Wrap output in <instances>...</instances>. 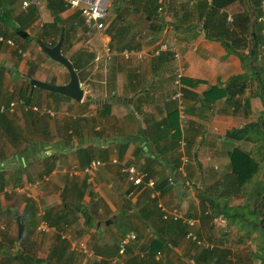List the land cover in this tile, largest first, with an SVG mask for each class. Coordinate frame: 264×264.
<instances>
[{"label":"crops","instance_id":"obj_1","mask_svg":"<svg viewBox=\"0 0 264 264\" xmlns=\"http://www.w3.org/2000/svg\"><path fill=\"white\" fill-rule=\"evenodd\" d=\"M23 1L0 0V31L5 29L13 36V30L6 29L3 22L16 29L26 23L19 18V14L29 8L22 7ZM199 1L162 0L160 11L165 25L156 36L142 37L136 32L135 22L129 20L132 14L128 8L124 11L127 13L125 23L132 25L127 36L136 34L135 40L140 44L137 49L129 50L148 53L141 61L121 54L128 48L112 50L115 54L110 60L106 59L104 45L109 46L111 41L106 32L108 23L100 32H89L84 23L80 26L77 10L68 7L59 14L71 33L61 52L76 68L84 98L80 103L73 100L63 103L60 110L71 112L64 111L56 115V119L47 116L52 121L42 119L41 128L33 122L41 130L35 136V140L43 144H38L40 154H57L58 160L52 172L41 179L38 175L42 167L38 164L24 170L20 185H14L9 178L8 187L0 195V225L5 227L0 231V264H39L36 260L45 264L48 259L53 264H112L115 258L123 264L193 263L190 257L195 255L196 247L203 246L186 238L188 228L182 221L184 237L174 226L169 228L170 222H178L169 214L181 210L184 218L196 220L193 231L198 237L204 209L197 191L196 195L194 193L195 187L200 184L206 189L221 184L230 170L229 152L233 148L252 150L257 157L264 155V145L255 151L260 144L248 140L251 135L247 138L238 133L250 124H258L264 132V100L257 96L256 83L248 78L241 94L227 98L224 95L226 84L234 77L249 75L248 71L239 57L227 54L219 42L208 40L202 32L191 39L192 33L185 30L188 25L197 23L198 13L194 7ZM35 4L37 20L26 31H16L21 41L12 37L9 39L14 47L0 44L3 92H13L12 78L31 68L34 79L56 85L69 81L65 67L50 59L35 41L42 26L55 18L46 0H37ZM136 9L133 8L135 12ZM240 9L235 3L224 11L232 15ZM21 32L27 37L19 36ZM28 35L30 39L26 40ZM161 43L173 44L186 68L183 84L188 121L183 127L179 126L176 105L171 100L176 61L169 52L159 56L151 54ZM19 108L34 113L31 107ZM62 115L69 119L65 121ZM19 121L25 128L28 120L21 116ZM176 128L180 140L186 144L183 150L173 141ZM71 131L77 135L71 138ZM231 131H235V136H228ZM82 149L93 153L92 159L104 163L91 178L82 172L88 165L85 152H80ZM161 155L169 166H165L162 159L151 161ZM184 155L188 162L182 165ZM22 162V158H15L13 164L18 167ZM176 163L179 164L178 172L174 173L176 184L169 186L164 179L172 176L170 168ZM141 165L154 172L153 177H148L155 180V190L133 185L120 171L123 166H134L142 171ZM35 171L37 175L33 174ZM158 184L163 185L162 192L156 188ZM154 191L159 194L153 195ZM159 204L166 210L167 220H163ZM204 214L208 215L209 211ZM18 216L25 227L24 241L20 245L17 243ZM42 221L47 223L48 229L38 232ZM131 232L136 240L119 255L120 240ZM159 235L168 240V248H152ZM80 244L86 246L85 255L79 252ZM18 251L23 258L14 260ZM53 251L58 253L50 259Z\"/></svg>","mask_w":264,"mask_h":264},{"label":"trees","instance_id":"obj_2","mask_svg":"<svg viewBox=\"0 0 264 264\" xmlns=\"http://www.w3.org/2000/svg\"><path fill=\"white\" fill-rule=\"evenodd\" d=\"M235 3H238L241 9L233 13L232 22L227 23L226 19L228 13L224 11V9ZM123 4H126V6H123ZM161 5L162 0L117 1L114 5L117 15L114 19L108 21L106 29V32L111 36V41L109 43L110 49H137L140 46L135 40L136 34H132L130 37L127 36L130 34L129 32L132 28V25L126 24L124 20L125 16H127V13H125L127 8L134 16H137V13L133 8L139 9L141 13L144 14L143 19L147 25V36H156L160 34L165 25L162 11H160ZM46 6L55 18L52 23L42 26L35 41L53 47L59 39L61 29L64 28L63 52L65 46L68 44L67 35H71V33L69 32L70 29L65 28V23L59 18V14L68 7L60 0H46ZM194 8L198 13L197 23L190 24L187 26L188 29H185L192 33L191 39L200 32L204 33L208 40L219 42L227 54L238 56L244 69H246V72L248 71L249 75L244 74L232 78L224 88V95L227 98H231L241 94L245 90L247 79L249 78L251 82L256 83L257 96L264 100V32L263 23L260 21L263 16V0H200ZM37 14L38 8L36 4H30L26 11L19 14V18L24 19L26 23L20 26L19 29H16L15 27L8 26L6 22H3L6 29L13 30V32H11L13 36H10V32L5 29L0 31V35L5 39L15 37L16 41H21L16 35V31H26V29L37 20ZM253 15L255 17L254 22ZM79 19L80 26H82L83 20L80 18V15ZM105 24L106 18L104 20V25ZM180 28L181 27H179V29ZM252 34H254L253 40ZM29 39L30 37L28 35L26 40ZM251 48L254 49V53L251 57L250 64L248 51ZM1 68L2 66L0 65V103H9L11 100L15 99L23 100L28 107L35 105L40 106L41 98L44 97L47 98L48 105H53L57 112L60 110L63 103L71 101V99L62 95L43 91L31 86L30 80L35 78L32 68L27 73L17 74L12 78L11 83L14 87L13 92H3L1 89L3 69ZM23 116L28 120L25 128L16 124L13 119L15 117L13 114H0V192L8 187L9 178L13 181L14 185H20L22 182L23 168L27 167L28 163H37L43 168L42 172L38 175V178L41 179L52 172L58 160L57 154L52 153L49 156L40 154L41 149L38 148V144L41 146H43V144L36 141L35 136L37 135L36 133L41 131L37 129V123L41 128V120L43 118L29 110L23 111ZM71 126H73L72 123ZM249 130L252 131L249 132ZM240 132H238L240 135L247 138L248 135H251L248 140L252 143L260 144L255 151H258L257 149H260L264 145V132L262 127H259L258 124L244 126ZM234 133L235 131H231L228 133V136L233 137L235 136ZM75 135H77V133L71 131L69 136L72 138ZM172 137L173 141H175L174 144L177 145L178 143L179 145L180 133L178 128H176ZM122 147L125 149L126 144H122ZM253 152L252 150L246 152L239 148H233L229 152L230 170L222 178L221 184L206 189L200 184L199 187H195L197 195L201 200V206L203 209L206 207L210 214V217L204 216L203 218H209L214 222L218 220L222 221L224 223L221 225L222 228L228 227L229 225L236 227L238 237L237 240L231 242L228 241L225 233L222 232L219 233L221 237L218 239L213 238V235H208L207 240L211 248L196 247L197 251L195 255L190 257V260L193 262L192 264H264V178L261 179L260 177L263 170L261 163H264V155L257 158ZM83 153L87 163L95 157L93 153L87 149H84ZM15 158L19 160L23 158L24 166L20 163L18 167H15L13 164ZM145 159L147 161L150 160V158ZM158 159L164 160L165 166H169L167 159L162 157V155L160 157H155V159L151 161L156 162ZM177 164L178 163L170 168V175L172 176H167L164 179L165 184L169 186L176 184L174 181V173L178 172L179 164ZM140 167L149 177L155 175L154 172L144 165ZM9 172L12 174L10 175ZM170 180H172L171 183L169 182ZM156 188L162 192L163 185L158 184ZM200 190L204 192L201 193ZM206 191L207 193H205ZM217 191L219 192L215 195L214 192ZM232 196L243 197L244 200L242 204L229 206L228 201ZM181 223V221L176 223L170 222L169 228H173L174 226V229L180 232L181 236L184 237L185 231H183ZM198 235V238L201 239V235ZM23 241L24 238L21 242L17 241V243L20 245ZM245 241L257 244V250L254 251V253L240 249L235 251V245L239 246V244ZM167 244L168 240L165 239L163 235H159L158 239L152 243V248L163 250L168 248ZM169 244L171 243L169 242ZM152 248L150 249L152 250ZM57 253V251H53L49 258L51 259L52 256L57 255ZM6 255L9 256L7 252ZM13 257V259L16 260L23 258V255L18 251ZM36 262H39V264L43 263L40 260H36ZM44 263L53 264L49 259L48 262L46 261Z\"/></svg>","mask_w":264,"mask_h":264},{"label":"built area","instance_id":"obj_3","mask_svg":"<svg viewBox=\"0 0 264 264\" xmlns=\"http://www.w3.org/2000/svg\"><path fill=\"white\" fill-rule=\"evenodd\" d=\"M62 1L67 7L70 9H75L79 12L81 18L83 19L84 26L86 27V30L89 32L96 31L100 32L102 31L104 26V20L106 18V10L109 5L110 0H60ZM30 5L29 1H23L22 7L26 8ZM227 23L232 22V15H228L226 19ZM263 23V32H264V0H263V16L260 20ZM0 43H6L12 47L15 46L14 42L10 39H5L3 36L0 35ZM105 55L106 59L110 60L111 57L115 54L114 51H112L108 45H104ZM162 52H169L172 55V58L174 61H176V66L174 68V74H173V93L171 96V100L176 104V113L178 118V123L180 127H183L187 121V108L184 104V84L183 80L185 78V66L180 61V55L178 54L175 46L173 44H167V43H161L157 48H155L151 54L153 56H159ZM121 54L125 58H129L130 56H134L136 60L141 61L144 60L148 53L140 52L137 50H129L124 49ZM23 107L27 109L28 107L25 105L23 100H13L10 101L8 104H0V114H14L16 112V109L18 107ZM31 110L34 113H37L39 115H46L51 118H55V113L47 106H44L42 108L39 106H32ZM185 141L183 139L179 142V147L183 150L185 149ZM182 165H185L188 162V159L186 156L181 157ZM104 163L98 159H92L88 165H86L82 172L87 175L88 177H92L94 173L103 166ZM120 171L128 176V180L135 186H145L150 188L152 191L155 190V180L150 179L147 175V173L138 170L134 166H123ZM75 174L73 171L72 175ZM186 186H189L188 183H186ZM2 192H0V195ZM159 194L157 191L153 192V195ZM152 195V196H153ZM154 197V196H153ZM160 210L163 212V220H167L168 214H166V210L161 206V204L158 205ZM184 212L181 210H174L172 213L169 214V216L174 221H182L188 228V232L186 233V238L192 240L197 245L203 246L204 248H211L210 244H205V242L202 243L194 233L193 229L195 228L197 222L194 219L190 218H184ZM48 229V225L45 221H42L40 225L37 227L38 232H44ZM5 227L3 225H0V231H4ZM136 240V235L134 233H128L122 239L119 243V249L118 254L123 255L125 253L127 245ZM79 252L82 253V255H85L87 253L86 246L84 244H80ZM112 264H123V262L119 258H115L112 260Z\"/></svg>","mask_w":264,"mask_h":264},{"label":"rangeland","instance_id":"obj_4","mask_svg":"<svg viewBox=\"0 0 264 264\" xmlns=\"http://www.w3.org/2000/svg\"><path fill=\"white\" fill-rule=\"evenodd\" d=\"M117 1H121V0H110L109 1V5H108V7H107V10H106V25H107V23H108V21H111L112 19H114L115 17H116V15H117V12H116V10H115V8H114V5L117 3ZM123 1H125V0H123ZM41 2V4H43V1H40ZM123 6H126V4H123ZM130 15H131V13H129ZM140 14V15H139ZM139 14H137V16H139V18H136L137 16H133V15H131V16H129L130 18H129V20L130 21H134L135 22V24H136V26L138 27L136 30V32H138L142 37H146L147 35H148V32H147V25H146V23L144 22V14L143 13H141V11L139 10ZM8 93H11V92H8ZM44 96V95H43ZM13 100H15V99H13ZM13 100H11V101H13ZM49 103L47 102V98H44V97H42L41 98V102H40V106L39 107H41L42 106V108L46 105L47 107H49L54 113H55V117H56V115H58V116H60L59 114H63V112L64 111H66V112H68L69 111V113L71 112L69 109H66V110H59V111H57L56 112V110L54 109V107H53V105H48ZM68 110V111H67ZM19 112V113H18ZM68 113V114H69ZM13 116H15L13 119H14V121L16 122V124H18L20 127H23V124H22V122H20L19 120L21 119V116H23V111H22V109H17L16 110V112L13 114ZM20 116V117H19ZM39 116H41L45 121H46V119H49L47 116H44V115H39ZM57 116V117H58ZM63 116V115H62ZM66 116H67V114H66ZM64 117V116H63ZM78 118V117H77ZM56 119V118H55ZM62 119V118H61ZM69 118H65L64 117V120L65 121H67ZM79 119V118H78ZM50 121H52L51 119H49ZM58 121H60V119L58 120ZM55 123V122H54ZM97 153H98V150H95ZM81 152V154H83V150H81L80 151ZM98 156H99V153H98ZM257 158H260V157H257ZM23 159V158H22ZM22 165L24 166V159H23V162H22ZM30 165V166H29ZM37 166V163H32V164H29L28 163V166L29 167H31V166ZM261 167L263 168L264 167V163H261ZM27 166V167H28ZM27 167H25V168H23V172H24V170L27 168ZM43 169V168H42ZM34 175H37L38 174V172H36L35 171V173H33ZM260 177H261V179H263L264 178V169L262 170V173H261V175H260ZM211 188V187H210ZM194 193H195V195H196V191L197 190H195L194 189ZM204 191H202L201 193H203ZM218 192L219 191H217V192H214V194L215 195H217L218 194ZM205 193H207V191L205 192ZM222 200H224V199H222ZM243 200H244V198L243 197H241V196H232V197H230L229 198V201H228V205L229 206H235V205H240V204H242V202H243ZM79 208H81V206H79ZM208 209L205 207V209L204 210H202V212H201V216H200V223H203V226H201V228L200 227H198V234H200L201 235V239H202V241L203 242H205V244H209V243H207L208 242V240H207V236L208 235H213V238H215V239H218V238H220L221 237V235L219 234V233H225V235H226V237H227V239H228V241H231V242H233L234 240H237V237H238V234H237V232H236V227H234V226H232V225H227L228 227H224V228H222V224H224L222 221H220V220H218V221H212L211 219H209V218H203L204 216H207V217H210V214H208V215H205L204 213L207 211ZM202 220H203V222H202ZM211 227H212V229H211ZM211 229V230H210ZM223 229H225V230H223ZM200 232V233H199ZM234 244V243H233ZM238 247V248H237ZM241 247V248H240ZM235 251L236 250H238V249H240V250H243V251H247V252H252V253H254V251H256L257 250V244H255V243H253V242H249V241H245L244 243H241V244H239V246H236L235 245Z\"/></svg>","mask_w":264,"mask_h":264},{"label":"water","instance_id":"obj_5","mask_svg":"<svg viewBox=\"0 0 264 264\" xmlns=\"http://www.w3.org/2000/svg\"><path fill=\"white\" fill-rule=\"evenodd\" d=\"M33 4L37 3V0H29ZM136 12L139 13V10L136 9ZM255 21V17L253 15V22ZM19 36L26 38L27 34L24 32L18 33ZM254 39V34H252V40ZM64 41V30L61 29L59 39L57 43L53 47L46 46L44 44H40V48L42 51L53 61L61 64L62 66L65 67L68 75H69V81L68 83L64 85H56V84H51L48 82H43L37 79H31L30 80V85L41 89L43 91L51 92V93H56L59 95H62L64 97H67L75 102H82L84 98V90L81 88V83L78 77V74L76 70L74 69V66L72 63L62 55L61 48L62 44ZM254 53V49L251 48L248 51V56H249V62L251 63V57ZM17 221V226H18V232H17V238L19 241L23 239L24 233H25V227H24V222L18 216L16 218Z\"/></svg>","mask_w":264,"mask_h":264}]
</instances>
